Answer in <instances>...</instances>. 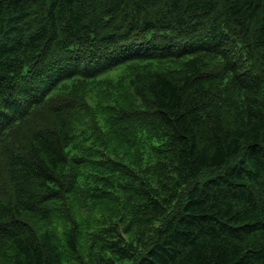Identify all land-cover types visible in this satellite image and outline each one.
I'll use <instances>...</instances> for the list:
<instances>
[{"label": "trees", "instance_id": "16d2710c", "mask_svg": "<svg viewBox=\"0 0 264 264\" xmlns=\"http://www.w3.org/2000/svg\"><path fill=\"white\" fill-rule=\"evenodd\" d=\"M0 264H264V0H0Z\"/></svg>", "mask_w": 264, "mask_h": 264}]
</instances>
